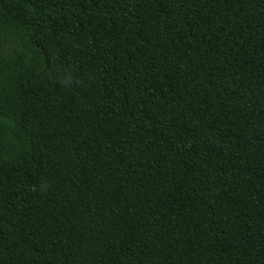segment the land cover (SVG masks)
I'll list each match as a JSON object with an SVG mask.
<instances>
[{
	"label": "trees",
	"instance_id": "obj_1",
	"mask_svg": "<svg viewBox=\"0 0 264 264\" xmlns=\"http://www.w3.org/2000/svg\"><path fill=\"white\" fill-rule=\"evenodd\" d=\"M0 264H264V0H0Z\"/></svg>",
	"mask_w": 264,
	"mask_h": 264
}]
</instances>
